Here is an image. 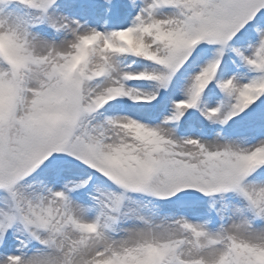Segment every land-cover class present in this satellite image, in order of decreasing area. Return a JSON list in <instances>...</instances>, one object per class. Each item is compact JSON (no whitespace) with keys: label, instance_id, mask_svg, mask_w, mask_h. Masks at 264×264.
Masks as SVG:
<instances>
[{"label":"snow or ice","instance_id":"6c2138e0","mask_svg":"<svg viewBox=\"0 0 264 264\" xmlns=\"http://www.w3.org/2000/svg\"><path fill=\"white\" fill-rule=\"evenodd\" d=\"M0 264H264V0H0Z\"/></svg>","mask_w":264,"mask_h":264}]
</instances>
